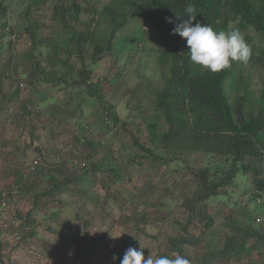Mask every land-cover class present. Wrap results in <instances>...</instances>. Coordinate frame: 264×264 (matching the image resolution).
Masks as SVG:
<instances>
[{
	"label": "trees",
	"instance_id": "16d2710c",
	"mask_svg": "<svg viewBox=\"0 0 264 264\" xmlns=\"http://www.w3.org/2000/svg\"><path fill=\"white\" fill-rule=\"evenodd\" d=\"M50 1L33 0L23 8L27 26L21 35L25 34V38L27 37L34 48L51 41L55 50L54 55H59L60 49L67 57L70 54V46L81 53L94 36V58L109 55L113 49L111 42L115 35L128 24V15L135 16L136 13L133 10L127 12L112 6L111 0L104 4L100 11L84 0H71L68 4L66 3L68 0L53 1L50 18L60 25L67 36L65 41L56 44L52 39L51 30L45 37L46 41L39 39L38 31L44 23L40 24L39 19L34 17V13L44 10ZM137 1L138 7L143 11L141 14L144 32L153 33L158 43L157 56L166 58L169 64V76L165 79L163 87L154 94L153 121L146 125L149 140L155 145L157 153L146 148L137 138L134 139L133 147L123 148L118 142L114 143L117 128L122 129V120L115 114L114 107L101 99L96 91V85L89 82L88 73L79 71L77 76L71 75L67 79L60 76L56 83L47 82L51 80L45 77L43 69L37 63L34 73L40 77L33 80L34 86L41 80L45 84H53L54 87L63 84L57 90L95 89L92 96L100 99L96 115L105 122H102V127L105 132L111 133L112 140L106 143L83 139L68 160L45 165L47 161L39 154L27 165L18 167L14 181L0 189V264H8L4 259L8 256L4 250L5 245L11 247L10 251L15 250L27 238L34 237L37 227L46 217L54 220L59 216L60 209L48 214L45 208L58 202L54 197L59 192L62 193V188L78 186L85 182V177H91L101 191H110L111 186L118 181L129 180L134 165H142L144 159L163 164L174 160L176 157L171 155L173 148L169 145L173 140L181 139L188 145H193V150L204 154L207 160L194 173L195 188L188 196L172 194L173 199L180 202L185 217L176 221L182 236L168 239L169 252L183 255L191 264H243L242 253L246 247H250L257 255L254 264H264V87L256 99H259V106L250 105L245 109V95L232 96V92L236 90L234 81L247 82L248 76L246 79L242 76V66H248V69L256 66L264 69V0ZM189 4L196 9L197 17L193 25L200 22L208 24L216 31L226 32L238 29L248 44H251L256 36L263 47L259 48L252 44L251 58L247 63H241V69L236 70V73L233 68L235 62H232L230 68L218 73L194 64L190 60L186 40L178 34H173L175 24L180 22L177 16L182 17L181 20L187 19L185 8ZM8 9L9 5L5 4V0H0V39L8 38L3 41L5 47L0 45V51L6 49L10 52L17 44L20 33L9 26ZM90 14L93 15L91 18L81 19L83 15ZM96 14L100 19L94 20ZM168 19L173 23H168ZM99 24L102 26L98 27ZM230 25L234 26L229 29ZM100 28L103 29L100 31L98 30ZM124 39L130 42L137 41L133 37ZM59 61L62 59L59 58ZM247 87L248 85H244L245 93ZM36 104L39 106L40 102L37 101ZM159 120L165 121L168 128L157 135ZM62 121L63 119H60L59 124H62ZM80 150L82 153L86 150L87 153L80 156ZM157 150H163V154L167 156L164 157L162 151ZM96 154H100L101 157L93 161ZM168 156L171 159H168ZM69 165L73 170L66 174ZM44 182L48 188L43 187ZM235 189L247 191L245 194L247 193L248 199L254 203L251 210L247 206L248 203L244 206L235 201L232 205L237 212L231 214L233 209L228 203L231 201L225 195H233L232 191ZM156 191L154 187L146 184L139 189L133 199H142ZM27 195L33 199V206L28 211L24 212L16 207L11 210L7 206L17 199L27 203ZM96 200L97 203L100 201L99 196ZM223 205L227 207L230 205V212L223 215L221 226L231 235L227 233L223 235L220 248L205 251L201 249L206 242L204 235L207 229L215 224L210 208ZM57 207L59 208V205ZM243 211L248 214V218L260 224L255 227L256 225L246 220L241 225L231 222L236 213ZM148 222L149 218L144 216L135 220L134 234L126 236L121 242L122 249L116 252L117 262L114 264H119L129 247L139 248L141 245L145 251L144 241L154 239L145 232ZM200 224L203 225V229L199 227Z\"/></svg>",
	"mask_w": 264,
	"mask_h": 264
},
{
	"label": "rangeland",
	"instance_id": "374dc122",
	"mask_svg": "<svg viewBox=\"0 0 264 264\" xmlns=\"http://www.w3.org/2000/svg\"><path fill=\"white\" fill-rule=\"evenodd\" d=\"M32 1L5 0V4L9 5L7 18L9 26L20 34L12 51L8 52L6 49L0 51V189L14 181L19 166L27 165L39 154L43 155L47 161L45 165H48L68 160L83 139L106 143L112 140L111 133L105 132L102 127L104 121L96 115L100 99L92 96L95 89L57 90L63 84L54 87L53 84H45L41 80L34 86L33 80L40 77L34 73L37 63L43 69L45 77L51 80L47 82L56 83L60 76L64 79L71 75L77 76L79 71L88 73L89 82L96 85V91L101 99L112 105L115 114L122 120V129L117 128L114 143L118 142L123 148L133 147L134 139L137 138L146 148L155 152L156 148L149 140L146 125L153 121L154 94L163 87L165 79L168 78L169 64L166 58L157 56L158 43L153 33L144 32L141 14L143 11L138 7V1L111 0L112 6L127 12L133 10L136 13L135 16L128 15V24L115 35L111 42L112 52L104 58L98 56L94 58L95 36L81 53L70 46L68 57L60 49L59 55H54L55 50L51 41L34 48L27 37L25 38V34L21 35L27 26L23 8ZM53 1L56 0H51L44 10L36 11L34 17L39 19L40 24L44 23L38 31L39 39L46 41L45 37L51 30L52 39L57 44L65 41L67 36L60 25L50 18ZM108 1L84 0L97 11H100ZM70 2L71 0H68L66 3ZM92 16L83 15L81 19L86 20ZM97 18L100 19V16L94 15V20ZM233 26L230 25L229 29ZM124 37H133L137 41H126ZM4 39L8 38L0 39L2 41L0 45L3 47ZM252 44L259 48L263 47L256 36L249 45ZM59 58L62 61H59ZM233 68L236 73V70L241 69V62H235ZM242 76L245 79L248 76L247 82L234 81L236 90L232 92V96L244 94L245 109L250 105L259 106V99H256L264 87V69L258 66L252 69L242 66ZM244 85H248L246 93L243 90ZM37 101L40 102L39 106L36 104ZM60 119H63L62 124H59ZM157 122L156 133L160 135L168 125L162 120ZM110 124L108 125L111 126ZM169 146L173 148L171 155L176 157L174 160L163 164L144 159L142 165H134L129 180L118 181L111 186L110 191H101L91 177H85V182L78 186L62 188V193L59 192L54 197L58 202L45 208L48 214L60 209L59 216L54 220L46 217L40 222L34 237L27 238L15 250L10 251L11 247L5 245L4 250L8 254L4 258L5 262L114 264L117 262L116 252L122 249L121 242L126 236L134 234L133 224L143 216L149 218L145 232L154 237L144 241L145 258L150 254L154 257L166 254L174 258L173 253L168 250V239L182 236L176 221L182 220L185 213L180 202L174 200L172 194L188 196L195 188L194 173L207 159L204 154L193 150V145H188L184 139L173 140ZM157 151H162V155L167 156L163 154V150ZM80 153L82 156L87 151L82 153L80 150ZM100 157V154L94 155L93 161ZM167 158L171 159L169 156ZM72 170V166L69 165L65 173H71ZM146 184L157 191L150 196L134 200L133 196ZM43 187L48 188V185L44 182ZM245 192L247 191L235 189L232 191L233 195H225L231 201L228 202L233 209L231 214L236 211L232 205L235 201L244 206L248 203L250 210L254 206ZM97 195L100 198L98 203ZM27 197V203L17 199L7 206L11 210L16 207L26 212L33 206V199L30 195ZM230 205L210 208L215 224L207 229L204 235L206 242L201 249L208 251L220 248L223 235L225 233L231 235L221 226L223 215L230 212ZM36 213L38 214V211ZM247 216L244 211L238 212L231 222L241 225L246 220L256 225L255 227L260 224ZM199 227L203 229L202 224ZM10 241L11 238L9 244ZM242 260L243 264H254L257 255L250 247H246L242 253Z\"/></svg>",
	"mask_w": 264,
	"mask_h": 264
},
{
	"label": "clouds",
	"instance_id": "9594fccd",
	"mask_svg": "<svg viewBox=\"0 0 264 264\" xmlns=\"http://www.w3.org/2000/svg\"><path fill=\"white\" fill-rule=\"evenodd\" d=\"M195 12V7L189 4L185 8L187 19L181 20L182 17L177 16L180 22L176 23L173 29V34H178L186 40L190 60L194 64L218 73L230 68L232 62L247 63L249 61L252 48L238 29L226 32L216 31L208 24L200 22L193 25L197 17ZM168 23L173 21L168 19ZM173 257H154L150 254L145 258L144 248L140 245L139 248L129 247L119 264H191L189 259L179 253H173Z\"/></svg>",
	"mask_w": 264,
	"mask_h": 264
}]
</instances>
